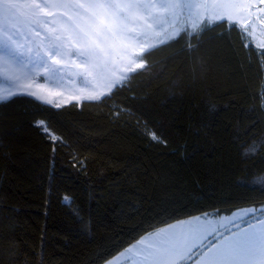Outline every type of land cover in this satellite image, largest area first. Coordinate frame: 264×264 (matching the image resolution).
<instances>
[{
  "label": "trees",
  "instance_id": "obj_1",
  "mask_svg": "<svg viewBox=\"0 0 264 264\" xmlns=\"http://www.w3.org/2000/svg\"><path fill=\"white\" fill-rule=\"evenodd\" d=\"M227 23L203 38L205 75L182 33L145 52L147 70L104 103L0 106V264H104L161 226L264 203L248 186L264 147L242 158L264 142V48L246 50ZM41 120L64 138L55 152Z\"/></svg>",
  "mask_w": 264,
  "mask_h": 264
},
{
  "label": "snow or ice",
  "instance_id": "obj_2",
  "mask_svg": "<svg viewBox=\"0 0 264 264\" xmlns=\"http://www.w3.org/2000/svg\"><path fill=\"white\" fill-rule=\"evenodd\" d=\"M240 3L241 0H0V106L18 99L38 101L40 97L34 92L23 90L38 77L61 87L74 76L82 77L80 86L94 93L88 98L104 103L118 90L130 87L135 79L130 73L137 68L147 70L145 52L150 54L157 46L176 41L182 33L187 38L188 55L195 58L201 75H205L209 57L201 51L203 38L225 20L226 30L233 31L240 17L227 9ZM258 3L264 5V0ZM209 5L223 10L209 15ZM257 12L264 13V9L258 8ZM256 20L264 25L260 15ZM255 31L252 25L251 31L244 27L239 33L248 51L251 41L247 38ZM256 55L264 68V51ZM195 74L194 67V77ZM100 81L106 91L95 94ZM261 101L264 108V93ZM125 112L130 110L123 106L113 109L117 118ZM37 127L50 139L53 152L64 143L47 121H38ZM148 135L155 143H166L155 132ZM243 147L242 158L248 161L260 154L264 142L254 141ZM240 183L245 185L244 180ZM248 186L264 191V172H255ZM63 202L71 205V197L66 195ZM209 215L149 231L114 259L119 262L120 257L131 253L127 257L130 264H264V203L234 211L228 220L236 231L210 227ZM232 217H238L239 222ZM107 264H113V260Z\"/></svg>",
  "mask_w": 264,
  "mask_h": 264
},
{
  "label": "rangeland",
  "instance_id": "obj_3",
  "mask_svg": "<svg viewBox=\"0 0 264 264\" xmlns=\"http://www.w3.org/2000/svg\"><path fill=\"white\" fill-rule=\"evenodd\" d=\"M258 8L264 9V5L259 4L258 0H256L255 3H253L252 0H241V3L239 5H230L228 6L227 10L231 11L233 15H238L240 17L239 22L234 23V25L239 27L240 30L244 27H248L249 30L251 31L252 25H255L257 31L252 33V36L248 37L247 39L251 41V43L255 47L264 48V25L259 24V22L256 20L257 15H260L261 18H264V13H258L257 12ZM222 10L223 9H221L219 6L214 8L213 6L209 5L207 12L209 15H211L213 12L222 11ZM245 20L251 21V24H245L244 23ZM133 67L135 66L133 65ZM81 79L82 77L74 76L66 83H64L62 87L53 85L51 83H45L42 80L41 81L38 80L31 83L32 87L29 89V91L34 92L37 96H39L38 94L40 91L42 94H45V96L42 97L39 96L40 100L53 101L52 103H48V105H51L53 107H55L54 105H59V107H61L67 104L66 101L68 102V101L76 100L79 102L84 99H89L88 97L94 94L93 92L87 91L80 86L79 81ZM42 82L44 85H40ZM100 91H106V89L103 87V81H100L96 85L95 94H98ZM203 215L204 214L196 215V216H203ZM231 216L232 213L229 215H221V216L209 215L208 219L211 221L210 227L219 228L221 231H227L228 228H231L233 231H236L235 225L233 223H230L228 220V217ZM190 218L191 217L182 220H187ZM232 219L237 220V222H239L238 217H232ZM176 222L177 221L172 222V224ZM166 226L167 225H164L159 228ZM241 226L243 227L244 225L242 224ZM138 247L140 246L138 245ZM117 256H119V253L114 257ZM129 256H131V253H126L124 257L119 258V262L113 259V264H130V262L127 260V257Z\"/></svg>",
  "mask_w": 264,
  "mask_h": 264
},
{
  "label": "crops",
  "instance_id": "obj_4",
  "mask_svg": "<svg viewBox=\"0 0 264 264\" xmlns=\"http://www.w3.org/2000/svg\"><path fill=\"white\" fill-rule=\"evenodd\" d=\"M138 69H139V68H138ZM138 69H136V70H138ZM38 80L41 81L42 79L38 77L36 81H38ZM42 81H43V80H42ZM33 82H34V81L30 82V84L33 83ZM40 85H44L43 82H42ZM31 87H32V85H31ZM31 87H30V88H31ZM30 88H25V89H23V90H25V91H29ZM38 95H39L40 97L45 96V94H42L40 91H39V94H38ZM36 96H37V95H36ZM89 100H91V99H84V100H81V101H79V102L76 101V100L68 101V102L66 101V103H67V104L72 103V102L80 103V102H82V101H89ZM39 101L42 102V103H47V104L53 102V101H45V100H40V99H39ZM114 258H115V257H113L111 260H113ZM104 264H107V262L104 263Z\"/></svg>",
  "mask_w": 264,
  "mask_h": 264
}]
</instances>
